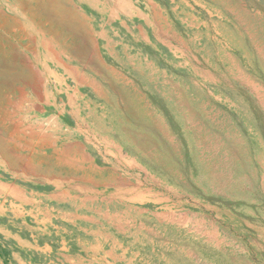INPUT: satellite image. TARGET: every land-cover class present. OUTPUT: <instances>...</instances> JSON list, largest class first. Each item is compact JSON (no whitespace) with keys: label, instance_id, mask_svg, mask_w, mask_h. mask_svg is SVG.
Wrapping results in <instances>:
<instances>
[{"label":"rangeland","instance_id":"rangeland-1","mask_svg":"<svg viewBox=\"0 0 264 264\" xmlns=\"http://www.w3.org/2000/svg\"><path fill=\"white\" fill-rule=\"evenodd\" d=\"M67 1L0 0V138L30 164L44 138L115 160L131 183L109 193L121 228L110 229L116 241L91 230L105 249L115 244L114 264H264V54L217 0H125L141 17L117 0ZM239 1L263 26L264 0ZM12 159L0 153V264H62L51 249L64 252L63 240L53 236L46 252L25 228L70 220L54 201L49 216L26 215L12 188H43ZM81 199L77 212L94 216ZM5 232L23 235L32 260Z\"/></svg>","mask_w":264,"mask_h":264},{"label":"crops","instance_id":"crops-1","mask_svg":"<svg viewBox=\"0 0 264 264\" xmlns=\"http://www.w3.org/2000/svg\"><path fill=\"white\" fill-rule=\"evenodd\" d=\"M44 139L46 142H41V147L40 145L34 147L37 154H35L34 158L37 157V161L33 159L29 167L28 165L22 166L23 168L20 167L21 169L19 168L18 170L23 176H27L28 178L33 176L36 180V188H43V190H34L30 193H27L23 189H16V187H13L12 190L14 193H17L15 197L17 200L22 204L27 203L29 205L26 215L31 217L32 213L36 211L47 217L49 216L50 203L54 201L57 207V214H65L70 221L60 223L59 228H57V225L52 224L51 226V224H48L52 229L47 228V221L45 219L39 221L36 218L34 227L32 224L24 222L27 225L25 228L28 233L27 237L33 239L36 245L42 244L45 246L46 252H50L49 244L47 243L51 241L53 236L63 240L62 242L64 243L61 246H64V252L61 250L54 252L51 249L53 262H60L62 264H114L118 259L122 258H117L115 244L111 248L105 249V245H100L93 240L91 230H93L92 225H95L100 229L102 237L116 241V235L112 236L110 231L113 229L114 232L120 230L121 224L119 223L116 226V223L117 221L120 222L121 216L108 212L107 208L110 204L109 193L115 194L117 188L118 193H121V187L126 189V186L128 191H131L130 179H128L127 183V178L123 177L117 170L115 160H110L106 156H103L102 163H100V158H95L91 150L89 151V148L84 143L73 141L59 144L54 140ZM105 153L113 155L110 154V151H105ZM38 157H40V160ZM66 185L69 187L68 190L63 188ZM49 187L51 188L50 191H48ZM110 190H113V192H110ZM126 193L128 192L124 190V195ZM80 197H82L80 209L91 211L94 216L90 218L82 217L83 215L77 212L76 204ZM94 197L97 199L96 207H93L94 202L92 198ZM99 201L105 206L106 209L104 210H107V212L99 207ZM66 203L70 209H60V205ZM53 209L56 208L54 207ZM101 210H103V214ZM78 221L80 223L83 221V224H87V226L84 228ZM102 229L104 230L102 231ZM50 230L56 231V233L52 234ZM77 232L81 235L78 238ZM4 234L9 239L11 238L12 242L16 243L17 246H21L24 258L32 260L31 252L33 248L26 247L29 244L22 240L23 235L21 233L17 236L8 232ZM65 239L67 241H64ZM56 245L59 247L60 243ZM56 245L54 244L53 246ZM36 251L41 253L40 257L42 258L45 251L38 248H36Z\"/></svg>","mask_w":264,"mask_h":264},{"label":"bare ground","instance_id":"bare-ground-1","mask_svg":"<svg viewBox=\"0 0 264 264\" xmlns=\"http://www.w3.org/2000/svg\"><path fill=\"white\" fill-rule=\"evenodd\" d=\"M33 1V0H32ZM35 1V0H34ZM49 1H52V0H49ZM82 1H85V2H89V0H82ZM91 1V0H90ZM218 1V3L221 5V7H223L225 10H226V12L227 13H229V14H233L234 16H235V18H236V20L240 23L239 25H242V27L241 26H236V28H235V30H236V32H240V34H239V36H241V35H243V30L246 32L245 34L246 35H249L250 36V40H251V45H252V47L253 48H255L257 51H258V53L259 54H264V40H263V45H261V43H258L257 41H256V38H255V36H257V35H260L261 36V38L262 39H264V22H263V26H261V27H255V23H256V21L258 20L256 17H253L252 15H251V13L249 12V11H247V9L245 8V6L246 5H244L243 3H242V1H239V0H224V1H222V0H217ZM37 2V1H36ZM61 2H65L66 4H70V1H67V0H57V2L56 3H58V6H59V8H61L62 7V4H61ZM94 2V1H93ZM19 3V2H18ZM24 4H26V2L24 3ZM117 4H118V8H119V10L121 11V12H123L126 16H128V17H130V16H134V15H137V16H139L140 15V17L142 16L140 13H137L134 9V5L132 4V3H130V2H126L125 0H117ZM19 5V4H18ZM21 7V6H20ZM155 6H151L150 5V10H151V12L153 13V14H155V16L157 17V16H159V15H157V10H155V8H154ZM51 8V7H50ZM253 8V7H252ZM137 10V9H136ZM26 11H27V8H26ZM138 11V10H137ZM260 11V10H259ZM139 12V11H138ZM217 12V11H216ZM262 13V12H261ZM264 13V12H263ZM253 14V13H252ZM37 15V14H36ZM35 15V16H36ZM254 15V14H253ZM258 15V14H257ZM232 17V16H231ZM258 17H259V15H258ZM132 18V17H131ZM144 18V17H143ZM233 18V17H232ZM63 19V18H62ZM133 19V18H132ZM262 19H264V18H262ZM68 20V19H67ZM231 20H233V19H231ZM230 20V21H231ZM61 21V20H60ZM260 21H261V19H260ZM259 21V22H260ZM42 22V21H41ZM40 22V23H41ZM48 22V21H47ZM63 22V21H62ZM68 22V21H67ZM163 22V21H162ZM233 22V21H232ZM165 23V22H164ZM260 23H262V22H260ZM50 24V23H49ZM51 25H53V24H51ZM230 25V24H229ZM204 26V25H203ZM216 28V27H215ZM227 28H228V26H227ZM45 29V28H44ZM231 29V28H230ZM49 31V30H48ZM54 33V32H53ZM231 33H232V31H231ZM234 37V36H233ZM146 38H148V37H146ZM238 38V37H237ZM210 40V39H209ZM240 39H238V41H239ZM227 41V40H226ZM230 44H232V43H230ZM233 45H235V44H233ZM246 45V44H245ZM228 46V45H227ZM229 46H231L232 47V45H229ZM235 47V46H234ZM229 48V47H228ZM244 49V48H243ZM238 52V51H237ZM240 52V51H239ZM246 54V53H245ZM247 55V54H246ZM251 58V57H250ZM211 62V61H210ZM231 62H233V61H231ZM230 62V63H231ZM236 67V66H235ZM264 68V67H263ZM8 70V69H7ZM238 70V69H237ZM10 72V71H9ZM12 72V71H11ZM261 72V71H260ZM239 76V75H238ZM263 76V75H262ZM222 77V76H221ZM235 77V76H234ZM226 79H227V77H226ZM237 79H241V78H237ZM227 80H229V79H227ZM232 80V79H231ZM142 82V81H141ZM238 85V84H237ZM248 85V84H247ZM249 86V85H248ZM159 89V88H158ZM257 89V88H256ZM199 94V93H198ZM259 94V93H258ZM192 95V94H191ZM177 96V95H176ZM262 102V101H261ZM168 103V102H167ZM13 105V104H12ZM171 106V105H170ZM16 107V106H15ZM18 108H20V107H18ZM17 108V109H18ZM16 109V110H17ZM20 111V110H19ZM89 116V115H88ZM118 118V117H117ZM211 118V117H210ZM1 119V118H0ZM206 119V118H205ZM209 119V118H208ZM212 119V118H211ZM5 120H6V118H5ZM144 120V119H143ZM212 122H213V120H212ZM224 124V123H223ZM19 125V124H18ZM86 125V123H84V126ZM222 125V124H221ZM13 126V125H12ZM17 126V125H16ZM4 127V126H3ZM13 127H15V126H13ZM18 127V126H17ZM16 127V128H17ZM20 127V126H19ZM223 127V126H222ZM12 129V128H11ZM15 129V128H14ZM1 130V129H0ZM9 130V129H8ZM200 130V129H199ZM13 131V130H12ZM12 131H10V132H12ZM15 134H16V132H15ZM181 135V134H180ZM17 140V139H16ZM24 140V139H23ZM3 141V142H2ZM5 141L4 140H2L1 138H0V153L2 154V156L3 157H5V158H7V162L8 163H10V158H15V161L14 162H16V164H17V167H18V169H19V167H21V168H23L22 166H27L28 165V167H29V164H30V160H27L28 158V156L26 157V156H24V155H21V154H18V152H19V147H11L9 144H8V146H6V143H4ZM26 142V141H25ZM163 142V141H162ZM18 143V142H17ZM23 143H24V141H23ZM12 144H13V142H12ZM16 145H19V144H16ZM16 145H14L13 144V146H16ZM29 145V144H28ZM21 146H24V145H21ZM25 147V146H24ZM40 147H41V145H40ZM43 147V146H42ZM218 147V146H217ZM67 148V147H66ZM216 148V147H215ZM23 149V148H22ZM27 149V148H26ZM11 150V151H10ZM155 150V149H154ZM153 150V151H154ZM33 151V150H32ZM35 151V150H34ZM217 151V150H216ZM12 152V153H11ZM36 152V151H35ZM57 153V152H56ZM154 153H156L155 151H154ZM215 153V152H214ZM9 154H11L10 156H9ZM28 154V153H27ZM36 154V153H35ZM42 154V153H41ZM47 154V153H46ZM55 154V153H54ZM150 154V153H149ZM174 154V153H173ZM55 155H57V154H55ZM218 155V154H217ZM31 156H34L33 155V153H32V155ZM48 156H49V154L47 155V158H48ZM53 156V155H52ZM62 156V155H61ZM214 156V155H213ZM216 156V155H215ZM214 156V157H215ZM58 157V156H57ZM56 157V158H57ZM63 157V156H62ZM153 157V156H152ZM210 157H212V156H210ZM50 158V157H49ZM154 158H155V156H154ZM209 158V157H208ZM216 158V157H215ZM13 159H12V161H13ZM157 159V161H161L162 162V165L164 166V164H165V162H166V158L164 157V156H161V157H158V158H156ZM168 159H169V157H168ZM184 159V158H183ZM189 160V159H188ZM209 160V159H208ZM210 161H211V159H210ZM218 161V160H217ZM70 162V161H69ZM171 162V161H170ZM172 162H174V161H172ZM196 162V161H195ZM201 162V161H200ZM207 162V161H206ZM215 162V161H214ZM208 163V162H207ZM220 163H221V161H220ZM219 163V164H220ZM184 165V164H183ZM220 166V165H219ZM226 166V165H225ZM28 167H27V169H28ZM168 167V166H167ZM185 167V166H184ZM223 167H224V165H223ZM20 168V169H21ZM174 168V167H173ZM238 168V167H237ZM30 169V168H29ZM215 169H216V167H215ZM218 169V168H217ZM24 170H26V169H24ZM177 170V169H176ZM16 171V170H15ZM22 171H23V169H22ZM189 171V170H188ZM24 173H25V171H23ZM27 172V171H26ZM170 172H171V170H170ZM176 172V171H175ZM203 172L204 173H206V175H207V177L208 178H214L215 176H216V173H215V171L214 170H212L209 166H205L204 168H203ZM23 173V174H24ZM221 173V172H220ZM189 174V173H188ZM229 175V174H228ZM227 175V176H228ZM225 176V175H224ZM231 176V175H230ZM190 177V176H189ZM193 178V177H192ZM191 179V178H190ZM182 181V180H181ZM239 181H241V180H239ZM220 182V181H219ZM192 183V182H191ZM225 183H227V182H225ZM243 183V182H242ZM194 184V183H193ZM230 184V183H229ZM214 187V186H213ZM212 187V188H213ZM225 187V186H224ZM231 187V186H230ZM202 188V187H201ZM233 188V187H232ZM199 189V188H198ZM211 189V188H210ZM209 189V190H210ZM191 190V189H190ZM228 190V189H227ZM233 190H234V188H233ZM204 193H205V190H204ZM207 194V193H206ZM216 195V194H215ZM220 195V194H219ZM224 195V194H223ZM223 195H222V197H223ZM230 195H232V192H231V194ZM132 196V195H131ZM208 196V195H207ZM225 196V195H224ZM219 197V196H218ZM217 196H216V198H218ZM200 199V198H199ZM239 203V202H238ZM214 249V248H213Z\"/></svg>","mask_w":264,"mask_h":264}]
</instances>
